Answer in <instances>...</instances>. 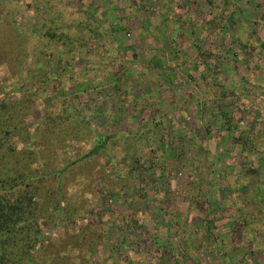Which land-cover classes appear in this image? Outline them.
Returning a JSON list of instances; mask_svg holds the SVG:
<instances>
[{
    "label": "rangeland",
    "instance_id": "obj_1",
    "mask_svg": "<svg viewBox=\"0 0 264 264\" xmlns=\"http://www.w3.org/2000/svg\"><path fill=\"white\" fill-rule=\"evenodd\" d=\"M42 12L66 36L46 44L58 76L36 85L37 62L29 85L28 58L0 61L45 174L38 203L60 190L31 259L264 264V0H0L31 59Z\"/></svg>",
    "mask_w": 264,
    "mask_h": 264
},
{
    "label": "trees",
    "instance_id": "obj_2",
    "mask_svg": "<svg viewBox=\"0 0 264 264\" xmlns=\"http://www.w3.org/2000/svg\"><path fill=\"white\" fill-rule=\"evenodd\" d=\"M4 1L1 0V2ZM58 17L59 15L54 13L49 15L48 12H42L37 17L38 25L33 33L30 32V35L34 34V36L36 35L39 38L40 44L44 46V53L33 59L25 53L29 50L27 43H24L25 34L22 31L18 32L14 28L13 32H4L2 24H0V61L7 60V62H12L11 66H13L15 64L14 61L18 62L21 59L25 61V58H28L29 63L25 67L29 70L26 72L30 80L29 85L32 84V80L35 77L32 67L36 64L38 65L37 62H39L38 66H40L41 74L37 77L36 85H47L50 77L54 74L58 76L59 73L57 74V71L60 67L67 65L66 61L61 62L59 58H53L50 53L52 49L46 47V44L48 46L52 40H57L62 45L65 44L64 40H62L65 36L62 32L64 29L62 27L60 29L53 22ZM57 29L60 31L57 32ZM22 40L24 45H21ZM11 51L15 52L13 58L9 57ZM12 86L11 94H14L17 90H15V85L12 84ZM1 95H5L2 90H0V97ZM15 101L19 100L16 99ZM11 108L12 105L8 101L0 98V264H41L31 259V255H34L35 251H47L50 248H47L46 245L42 246L40 243L42 233L39 228V222H49L52 211L56 213L60 208L59 203L61 201L56 197L60 195V190L57 186L54 191H51L52 198L50 199L52 202L48 203V207L51 210L43 203H38L37 192L41 196L38 191L41 189L37 185L45 174L44 171L37 169L42 164L36 159L34 152L29 147V143L34 144L33 133L24 127L23 122L16 115L9 113ZM68 110L67 106L62 107V112L65 114ZM67 124L65 129H71L74 133H78L82 126L80 122L76 121H68ZM50 126L52 127L53 124L51 123ZM62 129L63 127L57 130ZM63 138L65 139L67 136ZM16 140L26 145L20 149V153L22 155L25 154L23 159L27 161V173H23L20 170L21 167L18 164L20 163L19 155L16 154L14 145ZM28 140L31 141L29 142ZM27 142H29L28 145ZM61 171L57 173L58 177H60ZM52 249L55 250L53 247ZM41 261L45 263L44 260Z\"/></svg>",
    "mask_w": 264,
    "mask_h": 264
}]
</instances>
